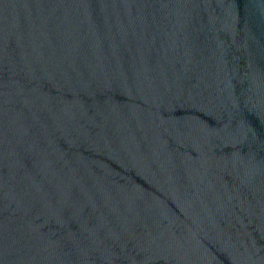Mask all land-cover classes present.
Returning a JSON list of instances; mask_svg holds the SVG:
<instances>
[{
    "label": "water",
    "instance_id": "1",
    "mask_svg": "<svg viewBox=\"0 0 264 264\" xmlns=\"http://www.w3.org/2000/svg\"><path fill=\"white\" fill-rule=\"evenodd\" d=\"M0 264H264V0H0Z\"/></svg>",
    "mask_w": 264,
    "mask_h": 264
}]
</instances>
